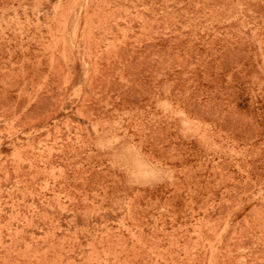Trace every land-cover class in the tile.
<instances>
[{"label":"rangeland","instance_id":"obj_1","mask_svg":"<svg viewBox=\"0 0 264 264\" xmlns=\"http://www.w3.org/2000/svg\"><path fill=\"white\" fill-rule=\"evenodd\" d=\"M0 264H264V0H0Z\"/></svg>","mask_w":264,"mask_h":264}]
</instances>
